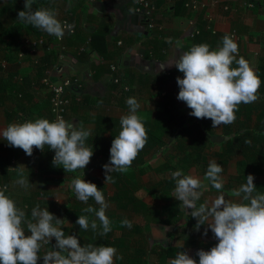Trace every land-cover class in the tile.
I'll use <instances>...</instances> for the list:
<instances>
[{"label":"crops","instance_id":"obj_1","mask_svg":"<svg viewBox=\"0 0 264 264\" xmlns=\"http://www.w3.org/2000/svg\"><path fill=\"white\" fill-rule=\"evenodd\" d=\"M180 1L150 0L155 5L154 18L165 32L180 28V26H176L177 20L182 24L181 29H184L183 34L172 39V44L165 42L167 37L165 41L163 39L168 58L162 60L157 56L146 55L153 36H158V33H150L151 29L148 28L147 21L137 10V5H139L137 0H54V10L58 12V19L62 21V19L68 18L67 16H71L70 19L74 22L76 31L65 37L62 42L65 46L64 50L60 49L59 41L44 32L46 39L44 46L33 50L29 45L25 46L23 42L22 48L25 49V54L18 61L7 62L2 66L0 84L9 78L10 73H14L15 77H18V86L25 92V100L21 106L18 105V113L12 119L7 117V114L11 113L7 105H0V128L6 127L12 122H23L36 118L52 120L50 101L48 102L49 94L42 79L46 71L49 73V70L52 71L58 65L61 67V72L54 73L52 71L51 75L54 79L67 76L75 80L68 90L71 103L67 111V121L77 124L82 122L86 129L91 130L86 144L93 148V156L90 163L83 169V178L86 181H91L92 176L105 175L102 167L110 160V155L101 156V148L103 140L107 142L111 137V131L103 133V140L100 139L101 136L97 142L94 139L100 134L98 133L99 117L120 119L122 115L128 113L126 99L135 97L141 104V108L137 111L140 118L153 120L162 100V95L159 93L161 90L162 94L168 93L169 102L172 107L175 106L174 110L177 116L188 114L191 111L189 108V112H184L185 109L181 108L182 101L177 99L179 87L176 78L179 75L175 78H167L164 83L166 79L164 75L168 76L172 72L178 71L177 68L173 65L160 71L159 64L178 58L180 50L187 51L192 46V37L187 36L188 32L192 30V22H195L194 26L198 28L199 23L205 24L203 20H206L209 27L217 32L213 33L209 29L211 34L206 40V43H210L214 49L220 46L224 34L236 31L237 37L234 39L238 43L239 51L251 63L257 75L259 65L262 61L264 62V0H256L252 7L244 6L243 0H185L189 3L196 1L198 4L195 7H186L184 16L175 14V5L180 4ZM225 4L228 5V9H224ZM100 30L106 35L99 34ZM118 36H122V38L115 43ZM92 37V46H90ZM177 40L182 45L180 50L177 49L175 43ZM102 47L106 48L111 57L108 61L105 60L104 54L100 50ZM119 47H123V50L117 51L116 49ZM111 60L115 61V69L109 66ZM42 66H46L44 71ZM117 71L121 72V81L119 84H114L116 81L112 80L113 73ZM168 72L171 73L168 74ZM126 87L129 89L128 91H125ZM189 121L191 124L195 122V119ZM250 125H253V122ZM175 127L176 125L173 126V128ZM170 131L172 132V127ZM204 135L199 136L197 133L186 135V141L199 142L201 148L197 149L208 155V162L217 160V163L223 167L221 175L224 179V187L221 191L226 199L233 198V190L242 184L238 183V161H241L243 156L238 154L227 163L222 162L219 154L225 149L223 138L220 135L215 137L214 134L208 132ZM176 139L169 140L167 136L165 146H158L146 153L145 163L133 169L137 173L138 184L135 188L132 185L122 188H127V192L131 193L127 200H123L125 205L122 203V206L118 207L116 202L109 199L116 194L118 189L113 183L106 182L105 184L104 188L108 193V199L113 202L110 208H115L106 215L114 216L117 213L121 215L122 219L127 218L132 222V227L127 228L121 226V219L117 218L113 221L116 225L112 231L111 240L125 237L124 235L127 234L125 242L116 246L117 254L114 257V264H120V260H124L128 254L135 258L138 248L145 250L143 262L139 264H168V261L175 258L177 252L181 250L187 251L197 260L198 264L197 251L199 249L209 250L218 242L210 229L207 235L203 234L207 227L206 224L201 225L199 231L195 230L194 225L197 220L190 215L192 210L185 211L173 196L175 182L171 179V173L177 169H182L184 174L200 178L203 184L208 185L207 188L202 189L203 195L197 201V206L205 200L214 199L219 194L208 184V181L204 180L208 165L203 167L201 163H198L188 168L183 166L180 159L185 155V152L182 154L179 145L173 146V150L168 155L165 154L166 151H163V148L168 144L180 143ZM183 141L185 142V140ZM7 148L10 151H7ZM45 148L48 150L43 153L37 152L34 148L33 154L28 156L22 149L9 146L7 141L0 137V160L2 161V164L0 162V183L7 182L10 185V190L7 193L17 206L27 199L34 201L35 195L40 193L42 195L37 198L44 200L42 204L51 203L50 206L63 207L67 206L66 202L62 206L55 205V203L60 202L61 196L63 195L64 198V194L66 199L68 198L66 191L74 193L71 180L82 170H78L77 173H66L62 167L54 166L53 160H50L53 150ZM160 150L164 153V157ZM178 150L180 151L178 152ZM7 154L12 157L11 162L16 160L17 170L10 169L11 162H9L7 170L1 166L6 162ZM167 162L169 163L166 164ZM96 165L98 166L96 169L92 168ZM20 169L23 170L24 176L29 178L30 187L27 191L18 185L14 186ZM151 170L169 172L162 178L158 176L155 178L150 175ZM129 171L130 169L127 172ZM140 176H142L141 179ZM105 179L100 177L101 182L105 183ZM257 179L264 181V175H258ZM98 188L101 191L104 189L102 186ZM70 195L72 199L73 194ZM133 196L139 209L141 204L147 205L150 211L153 208L158 209L161 221H150L142 213L137 212L134 208V199L131 201ZM165 209L168 210L165 211ZM181 209L184 212L183 215ZM178 211L180 217L176 222ZM187 215H190V220ZM93 217L89 215L90 220ZM167 218H172L171 223ZM89 230H91V235L99 236V230L96 231V234L90 227ZM172 247L176 249V254H172ZM43 249L44 246L41 250ZM145 256L148 257L147 262ZM118 257H122V259Z\"/></svg>","mask_w":264,"mask_h":264},{"label":"clouds","instance_id":"obj_2","mask_svg":"<svg viewBox=\"0 0 264 264\" xmlns=\"http://www.w3.org/2000/svg\"><path fill=\"white\" fill-rule=\"evenodd\" d=\"M33 4L34 0H25L24 10L17 16L21 23L58 39L66 30H71V25L58 19L56 10L34 8ZM165 42L172 44L173 40L166 38ZM175 43L178 50L182 49L180 41ZM173 65L183 73V77L176 78L177 99L191 109V116L210 119L212 127L233 123L238 106L253 103L258 98L261 80L251 63L239 55L238 43L230 34H224L220 46L215 49L207 43H199L187 51L180 50L178 58L160 63L159 70ZM128 90L126 87L125 91ZM126 104L128 113L120 117L121 127L111 142L110 160L103 165L105 183L112 182L110 174L113 172L126 173L147 143L146 128L137 114L141 104L135 97H128ZM90 135L91 130L82 122L77 124L63 118L51 121L36 118L0 128V137L9 146L22 149L26 155L31 156L34 148L43 151L48 147L55 153L54 166L62 167L66 173L82 170L71 180L75 197L86 205L92 199L99 207L88 205L83 208V213L94 218L90 220L89 215H79L76 224L84 230L89 227L94 232L99 230L100 236H105L112 230V222L106 215L109 204L101 189L83 178V169L93 156V148L86 144ZM222 172L223 167L217 161L209 162L204 180L219 194L199 206L197 201L203 195L202 189L208 185L198 177L184 174L182 169L171 173L175 182L173 196L185 211L192 210L190 215L197 220L195 230L199 231L200 226L206 224L203 234L207 235L210 229L218 241L209 250L197 251L198 264H264V193L257 191L254 175L248 174L246 183L233 190V198L226 199L221 191L224 187ZM16 185L26 191L30 187L29 178L24 176L22 169L18 170ZM6 192L7 186L0 190V264H38L41 256L43 264H114L115 247L92 243L81 245L75 234L66 235L63 231L64 219L39 204L32 208L29 218ZM120 223L122 227H132L127 218ZM25 229L30 235H25ZM53 238L52 250H45L41 255L42 247L50 244ZM168 264H197V260L181 250Z\"/></svg>","mask_w":264,"mask_h":264},{"label":"trees","instance_id":"obj_3","mask_svg":"<svg viewBox=\"0 0 264 264\" xmlns=\"http://www.w3.org/2000/svg\"><path fill=\"white\" fill-rule=\"evenodd\" d=\"M192 2V1H191ZM54 0H34L33 7L37 8H55ZM189 2H185V0H181L180 4L175 5V14L176 15H183L185 14L186 7L188 6ZM227 4L224 5V9ZM25 6V0H0V60H5L7 62H16L18 59H20L21 52L25 53V49H23V42L26 38H37L41 36L44 31L38 28H34L31 25H24L21 23L18 19V12L21 10H24ZM228 6V5H227ZM179 16V17H183ZM69 20H71V16H67ZM204 19V18H202ZM155 20V27L151 28L150 33L157 32L158 36L154 37L150 43V46L146 50V55L149 57L157 56L158 58L164 60L168 58V53L166 52V46H164L163 39L165 41V38H176L177 36L183 34L184 29L182 27V24L179 20H177V25L180 26L173 29L172 31L165 32L163 28L161 27L159 22H156ZM205 24L199 23L197 32L191 36V42L193 44H199V43H206V40L208 36L211 34L210 30L212 31V28L209 27V25L206 23V20H203ZM208 25V26H207ZM76 27V26H75ZM210 29V30H209ZM99 34L104 33L100 30L98 31ZM213 32V31H212ZM214 33V32H213ZM95 35V34H94ZM93 35V36H94ZM122 38V36H118L116 38L115 43ZM92 39H90V46H92ZM155 42V43H153ZM211 48L214 49V47L207 43ZM103 54L106 61L111 58L108 55V51L106 48L102 47L100 49ZM117 51H122L123 47H119L116 49ZM114 53V52H113ZM106 55V56H105ZM104 60V61H105ZM105 61V63H107ZM113 60L109 62V66L111 67L114 65ZM46 66H42L43 71L45 70ZM2 69V66H0V70ZM125 72V71H124ZM123 72V73H124ZM126 73V72H125ZM130 73V72H128ZM178 71L172 72L170 75H164L166 78L164 80V83L167 81V78H175L178 76ZM133 74V73H132ZM113 81L117 79V83L119 84V81H121V72L117 71L113 73ZM257 76L261 80V86L259 93L257 95L258 99L250 104H240L238 106V110L236 111V119L231 124H221L218 127H212V121L210 119H197L194 116H191L188 114H182L180 116H177V113H175L174 107L171 106V102H169L170 97L168 93H163L161 90L159 93L162 95V100L160 101L159 110L156 114V117L151 119H141L144 123V126L146 128L147 132V143L145 147L139 152L136 159L133 161L132 166L129 168L130 171L126 173H119V172H113L110 175L112 176L113 185L116 186L118 189L116 191V194L111 196L109 199L116 202L118 207L122 206V203L124 199L127 200L128 195L131 194L130 192H127V188L122 189L123 187L127 185H132L133 188L136 187L138 184V178L136 171H133L134 168L138 167L139 165H142L145 163V154L149 151L153 150L156 147L165 146L166 140L165 138L168 136V139L171 140L173 138H177L176 140L180 141L178 143L179 148L181 152L189 151V153L185 152V155L182 156L180 159V163L185 166L186 168L191 167L193 165H196L198 163H201L204 166L208 165V155H205L202 153V151L197 148H201L199 142L194 141L193 143L190 142L188 144V141H186V135H191L194 133H197L199 136L204 135V133L208 132L210 134H214L215 137L223 138L225 149L219 154V157L222 158V162H226L234 157L236 155L240 154L243 156V159L241 161H238V167H239V174H238V183H246V177L248 174L254 175V184L257 188L258 192L264 193V181H261L257 179L258 175H264V62L259 65ZM9 78H7L5 81L1 82L0 84V105H7V108L10 109L11 113L7 114V117L12 119V117H15L18 113V105L21 106L23 100H25L24 96V90H21L20 86H18V77H15L14 73H10ZM23 83V82H22ZM167 94V95H166ZM11 104L9 105L8 104ZM49 102V100H48ZM7 103V104H6ZM50 103V102H49ZM189 118L195 119V122H192L189 124ZM99 124L98 125V133H100L95 139L97 142L99 136L100 139L103 140V133L106 131H111V137L107 142L103 140L102 148H101V156L107 157L110 155V147L111 142L114 139L116 135H118L120 131V119H115L113 117H99L98 118ZM253 122V125H250V123ZM176 125L175 128L173 126ZM179 125V128H178ZM172 127V132L170 131V128ZM197 130V131H195ZM185 140V142L183 141ZM175 141V140H174ZM173 141V142H174ZM97 144V143H96ZM98 145V144H97ZM196 149V151H194ZM48 149H45L44 151H47ZM198 150V152H197ZM7 151H10L7 148ZM37 151V150H36ZM38 152V151H37ZM43 153V152H42ZM11 156L10 154H7L6 162L1 166L3 168H8L9 162H11ZM50 160H53V155L50 157ZM1 164L2 161L0 160ZM167 162L166 164H168ZM5 165V166H4ZM98 166H93L92 168L96 169ZM102 170L103 167H102ZM102 179H105V175L100 174L99 175ZM92 176L90 178V182H93L97 185V187L102 186V188L105 187L104 182L100 181V177ZM94 178V180H92ZM7 183V182H6ZM1 183V184H6ZM8 185L7 192L10 190V185ZM106 191L104 188L102 190L103 194ZM6 194L8 195V193ZM40 192V191H39ZM37 192V193H39ZM39 193L37 196H40ZM35 195L34 201H31L30 199H27L25 202H22L18 204V207L23 209L26 212V215L30 218L31 216V210L33 207H35L37 204L40 205L41 208H45L42 205L43 199L37 198ZM30 198V197H29ZM134 199V208L137 212L142 213L146 219L153 221L158 220L161 221L160 218V211L158 209H149L147 205L141 204V208L137 206L136 200L134 196L132 197L131 201ZM72 203L68 207H54V210H59L60 215L58 218L64 219V225L63 231H65V234H75L81 245H85L88 243H92L94 245H107V246H113L116 248L117 245H120L122 242H125L127 238V234H125V237H120L114 240H111L110 237L112 236V231L115 228L114 220H117V218L122 220L121 215L115 213L114 216H108L109 219L112 222V230L105 236H94L90 234L89 229L84 230L81 229L78 224H76V220L78 219L79 215H89L82 212V209L87 207L88 205H92L93 207H99L95 204V201L90 199L88 201V205L82 203L75 197V193H73V198L71 199ZM40 202V203H39ZM130 202V198H129ZM50 212H52V208L50 206L47 207ZM173 210L172 208H169ZM139 210V211H138ZM168 209H165V211ZM148 211H150L148 213ZM182 215L184 212H182V209L180 210ZM173 213V212H172ZM179 213V211H178ZM55 215V214H54ZM156 216V217H155ZM178 217H180V213L178 216H176V222L179 220ZM188 219L190 220V215H187ZM168 222L171 223L172 218H167ZM175 219V218H174ZM195 219V218H193ZM114 223V224H113ZM118 226V225H117ZM94 232V231H93ZM30 232L26 229L25 235H29ZM96 234V231H95ZM55 244L53 242H50V244L46 245L49 247L54 246ZM45 246V245H44ZM143 247V246H142ZM134 256L131 254H128L125 256L124 260H120V264H129V263H136L139 264L143 262L144 252L145 250L143 248L137 249ZM172 254H176V249L171 248ZM145 261H148V257L145 256Z\"/></svg>","mask_w":264,"mask_h":264},{"label":"built area","instance_id":"obj_4","mask_svg":"<svg viewBox=\"0 0 264 264\" xmlns=\"http://www.w3.org/2000/svg\"><path fill=\"white\" fill-rule=\"evenodd\" d=\"M256 0H243V5L246 7H252L254 6ZM138 4V8L137 10L139 12H141L142 16L145 18V20L147 21V26L149 29L155 27V18H154V12H155V5L152 4L150 2V0H137ZM198 3L196 1H193L191 3L188 4L189 7H195ZM229 7L226 5L225 9H228ZM62 23H65L67 25H71V30H66L65 34L62 38L58 39L55 36H53L54 40L59 41V44L61 45L62 50L65 49V46L62 44V42L64 41L65 37L67 35H71L73 33H75L76 31V27L73 21L69 20L68 18H64L61 21ZM195 22H192L191 28L192 30H190L188 32L187 35H194L198 28L196 26H194ZM213 30V28H212ZM215 32V30H213ZM231 36H233L234 38L237 37L236 35V31H232L230 33ZM25 46L29 45L33 50H37V48L42 47L46 44V39H45V35L44 33L37 37V38H26L25 41ZM25 53L21 52L20 56H23ZM239 55L241 56V52L239 51ZM7 64V61L5 60H0V66H3ZM112 69H115V65L111 66ZM52 71L54 73H58L61 72V67H59L58 65L55 66ZM52 71L49 70V73L46 72L45 76L42 79V83L45 85V88L49 94V101H50V106H51V112H52V120H55L57 118H63L67 121V111H68V107L71 103V99L68 97V90L71 87V85L74 83V79L67 77V76H61L58 77L56 79L53 78ZM48 73V75H47ZM171 72H168V74H170ZM180 77H183V73L179 74ZM115 81L117 82L118 80L115 79ZM36 149V148H35ZM39 153L44 152L36 149ZM52 155L54 157L55 153L54 151H52ZM10 169L11 170H17L18 167L16 166V160H13L10 163ZM5 186H7V189L9 188L7 183L6 184H1L0 183V190H3L5 188Z\"/></svg>","mask_w":264,"mask_h":264},{"label":"rangeland","instance_id":"obj_5","mask_svg":"<svg viewBox=\"0 0 264 264\" xmlns=\"http://www.w3.org/2000/svg\"><path fill=\"white\" fill-rule=\"evenodd\" d=\"M182 103V109L184 108L185 109V111L184 112H189L190 110H188L189 108L187 107V105L182 101L181 102ZM189 119H192V118H189ZM145 120V119H144ZM191 122V121H190ZM188 144H190V142L188 141ZM177 145L178 144H176V143H174L173 145H171V144H168V146H166V147H164L163 148V151H166L165 152V154H169L170 153V151H172L173 150V146L174 147H177ZM224 147H225V145H224ZM186 150L187 149H185L184 151L186 152ZM161 151V150H160ZM180 150H178V152H179ZM190 151V150H189ZM161 153H162V151H161ZM184 153V152H183ZM182 153V154H183ZM166 155V156H167ZM162 156L164 157V153H162ZM215 161H217V160H215ZM167 172H169V171H167ZM166 172V173H167ZM150 173V175H152V176H154L155 178H156V176H158V177H160V178H162V177H164L165 176V172L164 171H161V172H156V171H154V170H151V172H149ZM151 176V177H152ZM141 177L142 176H140V179H141ZM149 178V177H148ZM109 191V190H108ZM61 192V191H60ZM66 194L68 195V198L66 199V195L64 194V198H63V195L61 196V201L60 202H57V203H55V205H60V206H62V205H64L65 204V202H66V207H68L69 205H71V203H72V200H71V195L70 194H73L72 192H68V191H66ZM42 195V194H41ZM104 196H105V200H106V202L109 204V207H108V209L106 210V214H108L110 211H113V210H115V208H110V207H112V204H113V202L112 201H110L108 198V193H106V192H104ZM50 204L51 203H43L42 205L44 206V207H48V206H50ZM51 208H52V206H50ZM53 210H52V212L51 213H53V214H55V216L56 217H58L59 215H60V212H59V210H54V208H52ZM94 218V217H93ZM131 220H132V218H131ZM51 242H53L54 244H55V238H53L52 240H51ZM45 250H52V247H49V246H44V249L43 250H41V252H40V254L41 255H43L44 254V252H45ZM38 264H43V259H42V256H41V259L40 260H38Z\"/></svg>","mask_w":264,"mask_h":264}]
</instances>
